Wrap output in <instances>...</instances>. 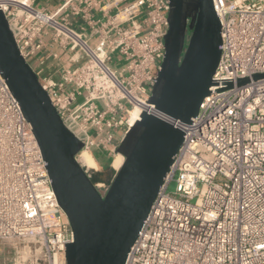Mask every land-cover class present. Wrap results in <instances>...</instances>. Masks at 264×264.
I'll list each match as a JSON object with an SVG mask.
<instances>
[{
  "label": "built area",
  "instance_id": "obj_1",
  "mask_svg": "<svg viewBox=\"0 0 264 264\" xmlns=\"http://www.w3.org/2000/svg\"><path fill=\"white\" fill-rule=\"evenodd\" d=\"M39 1L0 0V10L82 150L115 157L134 107L184 134L125 264H264V79L252 80L264 74V0H212L221 53L188 124L147 105L164 58L169 0H45L52 9ZM115 53L121 68L111 64ZM48 60L59 81L43 75ZM118 169L94 184L102 198ZM72 241L31 127L0 76L2 264H67Z\"/></svg>",
  "mask_w": 264,
  "mask_h": 264
},
{
  "label": "water",
  "instance_id": "obj_2",
  "mask_svg": "<svg viewBox=\"0 0 264 264\" xmlns=\"http://www.w3.org/2000/svg\"><path fill=\"white\" fill-rule=\"evenodd\" d=\"M169 6L164 58L147 105L188 124L214 84L220 23L212 0H169ZM0 76L31 127L58 206L68 219L73 241L65 246L66 263L125 264L183 132L142 112L116 149L124 160L102 198L77 161L82 143L63 125L20 55L1 10ZM261 79L264 74L252 76ZM248 81L240 79L237 85Z\"/></svg>",
  "mask_w": 264,
  "mask_h": 264
},
{
  "label": "crops",
  "instance_id": "obj_3",
  "mask_svg": "<svg viewBox=\"0 0 264 264\" xmlns=\"http://www.w3.org/2000/svg\"><path fill=\"white\" fill-rule=\"evenodd\" d=\"M37 4L39 7H47L48 9H52L54 2L49 3V2H46L45 0H40ZM62 59L65 60V56ZM30 63L33 67L38 65L36 59H33ZM56 68H57L56 63L51 61V60H48L45 63V65L43 66V75L49 76L52 79H54L55 81H59L60 77H59V73L56 70ZM116 145H117V142H116ZM93 153L96 154L95 155L96 159L93 158L96 164H98L100 166H105V165L109 166L112 170V166H111L110 161L111 162L113 161V159H114L113 156H107L105 153L104 154H100L98 152H93ZM112 173H113V171H112Z\"/></svg>",
  "mask_w": 264,
  "mask_h": 264
},
{
  "label": "bare ground",
  "instance_id": "obj_4",
  "mask_svg": "<svg viewBox=\"0 0 264 264\" xmlns=\"http://www.w3.org/2000/svg\"><path fill=\"white\" fill-rule=\"evenodd\" d=\"M139 112L140 109L138 107H134L133 109L129 110V124H134L137 119L139 118ZM77 161L80 163V165L86 170H91L96 168V163L92 157V155L86 151L82 150L79 155L77 156ZM123 161V157L120 154H116L113 161H112V167L114 169H118L121 166V163Z\"/></svg>",
  "mask_w": 264,
  "mask_h": 264
},
{
  "label": "rangeland",
  "instance_id": "obj_5",
  "mask_svg": "<svg viewBox=\"0 0 264 264\" xmlns=\"http://www.w3.org/2000/svg\"><path fill=\"white\" fill-rule=\"evenodd\" d=\"M186 36H188V34H187ZM118 57H119V56H118L117 53L113 54L111 64H112L113 67L121 68V67L124 65V62H123V61H118V60H117ZM82 101H83V98H82V97H79V98L77 99V102H78V103H82ZM116 154H117V153L115 152V155H116ZM97 162H98V161H97ZM110 163H111V162H110ZM96 165H97L96 168L91 169V170H90V169L87 170V175L89 176L90 179H93V175H94V173L101 172V171H103V170L105 169V167H107L106 165H105V166H100V165H98V164H96ZM174 189H175V183L172 182V183L168 186V192L172 193V192L174 191ZM6 257H7V255H5V254L3 253L2 247L0 246V264L3 263V261L6 259Z\"/></svg>",
  "mask_w": 264,
  "mask_h": 264
},
{
  "label": "trees",
  "instance_id": "obj_6",
  "mask_svg": "<svg viewBox=\"0 0 264 264\" xmlns=\"http://www.w3.org/2000/svg\"><path fill=\"white\" fill-rule=\"evenodd\" d=\"M111 162V161H110ZM112 176V170L109 166L105 167V169L101 172L94 173L93 179H90L93 184L107 182Z\"/></svg>",
  "mask_w": 264,
  "mask_h": 264
}]
</instances>
